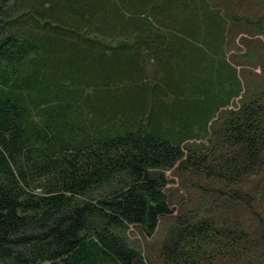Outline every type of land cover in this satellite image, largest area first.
I'll use <instances>...</instances> for the list:
<instances>
[{"label":"trees","instance_id":"1","mask_svg":"<svg viewBox=\"0 0 264 264\" xmlns=\"http://www.w3.org/2000/svg\"><path fill=\"white\" fill-rule=\"evenodd\" d=\"M234 18L210 0H0V264H155L130 230L175 213L171 169L200 194L159 264L254 263L264 92L226 55ZM156 64L197 80L154 103ZM98 89L135 98L96 112Z\"/></svg>","mask_w":264,"mask_h":264},{"label":"rangeland","instance_id":"2","mask_svg":"<svg viewBox=\"0 0 264 264\" xmlns=\"http://www.w3.org/2000/svg\"><path fill=\"white\" fill-rule=\"evenodd\" d=\"M212 4L217 3L219 8L225 9L229 12V15H234V21L230 24L229 30V42L226 45V55L232 63L239 70L241 79L244 82L246 89L248 87L251 90L258 89L264 92V26H256L257 22L264 24V0H210ZM225 3H224V2ZM108 65L112 64L116 67V54H110ZM99 57V58H98ZM96 59L101 57L98 55ZM88 58L92 60V56L88 54ZM158 63V62H157ZM188 65H180L181 67L195 68L194 63L187 62ZM159 69L155 75L165 81L164 84H150V92L148 97L150 100H155L154 103L159 101L161 93V87L168 85L166 81L179 82L184 80H197L195 76L196 71L184 72L183 68L167 66L166 69H160V66L156 64ZM154 66V65H153ZM150 66L154 72V67ZM89 70V69H88ZM99 70H102L99 68ZM97 70V72H99ZM89 71H87L88 73ZM94 72V71H93ZM116 76V75H115ZM255 88V89H254ZM258 92V91H257ZM92 99L95 101L94 108L96 112L102 111L108 105L115 106L119 104L117 101H126L130 103L135 98V92H131L124 96H116V90H104L98 89L92 91ZM175 100H173L174 102ZM238 101V98H237ZM117 103V104H116ZM95 112V113H96ZM169 176L174 179L168 188L172 206L175 208V213L171 216L164 218L160 223V226L156 233L151 236H145L141 233L139 228H133L130 230V235L133 239L137 240L139 244L143 246L146 252L149 254L155 264H159L157 259V250L160 244V240L164 235L167 227L173 220L176 219V213H179L184 208L193 206L199 199L200 191L196 186V181L187 182L184 184L181 181L180 176L175 174L174 169L168 171ZM263 203V202H262ZM136 241V242H137ZM253 246L254 248V263L264 264V237L260 236L258 241Z\"/></svg>","mask_w":264,"mask_h":264}]
</instances>
